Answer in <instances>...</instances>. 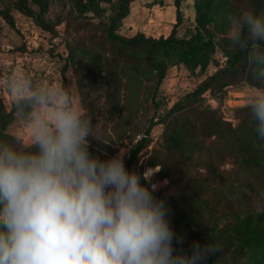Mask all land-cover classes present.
Listing matches in <instances>:
<instances>
[{
    "label": "trees",
    "instance_id": "trees-1",
    "mask_svg": "<svg viewBox=\"0 0 264 264\" xmlns=\"http://www.w3.org/2000/svg\"><path fill=\"white\" fill-rule=\"evenodd\" d=\"M54 1L59 0H0V18L14 28L11 12L16 11L51 38L62 23L72 27L75 36L65 41L61 72L72 66L81 96L103 100L97 115L92 103L86 112L95 134L97 116L108 118L104 110L124 126L122 133H142L128 148L125 166L138 174L158 168L147 183L167 181L154 195L166 201L170 225L181 238L180 243L174 240V250L190 251L193 241L213 243L219 250L205 264H264V140L257 138L246 104L233 108L230 118L221 109L230 89L264 91V78L257 75L248 50L234 46L228 35L231 16L245 10L264 13V0H194L193 23L183 36L177 35L182 17L175 0V23L167 36L159 37L119 33L137 0H64L68 13L52 19L47 14ZM210 65L216 70L207 76ZM178 66L206 76L167 107L157 93L167 70ZM29 90L37 91L32 81ZM205 94L218 104L207 103ZM29 97L8 109L0 95V143L33 147L6 133L15 118L27 122L33 113ZM139 107L151 115L140 131L128 130ZM157 125L164 129L153 142L150 133ZM102 147L89 137L93 155L106 159L115 154Z\"/></svg>",
    "mask_w": 264,
    "mask_h": 264
},
{
    "label": "clouds",
    "instance_id": "clouds-1",
    "mask_svg": "<svg viewBox=\"0 0 264 264\" xmlns=\"http://www.w3.org/2000/svg\"><path fill=\"white\" fill-rule=\"evenodd\" d=\"M228 35L264 78V13L231 16ZM69 97L33 91V147L0 143V264H205L218 246L193 241L190 251L174 250L181 238L157 185L147 183L152 173L126 168L125 148L106 159L90 153L89 137L107 143ZM246 107L264 140V91Z\"/></svg>",
    "mask_w": 264,
    "mask_h": 264
},
{
    "label": "rangeland",
    "instance_id": "rangeland-1",
    "mask_svg": "<svg viewBox=\"0 0 264 264\" xmlns=\"http://www.w3.org/2000/svg\"><path fill=\"white\" fill-rule=\"evenodd\" d=\"M153 2L155 4L150 6ZM193 2L194 0H179L182 24L178 28V36H183L185 30L193 23ZM175 5V0H137L133 2L130 4L129 14L123 20L119 33L125 36H132L136 33L152 37L167 36L175 23L177 13ZM68 10L69 5L64 0L54 1L49 8L47 17L52 19L65 17ZM11 14L14 19V28H11L0 18V95L7 108L9 109L15 100L31 96L29 84L32 81L36 90H64L69 94V99L75 106L83 108L86 116L90 103H92L90 108L93 109L94 115H97V107L104 109L102 99L96 101L92 98L88 99L87 96L84 98L78 92L72 66L65 67L64 74L61 72L64 65L62 57L66 55L65 41L75 36L72 27L62 23L57 27V37L51 38L49 34L36 27L31 19L16 11H12ZM218 56L219 54L216 57L218 58ZM215 70V67L210 65L205 74L208 76ZM206 75H191L183 66L169 68L160 85L157 97L167 107H170L194 90ZM13 84L16 86L15 90L11 87ZM20 88H24L23 94H20ZM254 92L258 91L246 87L230 89L228 98L221 108L226 118L231 117L233 108L245 105L247 97ZM204 96L207 103H211L214 107L218 104L208 94ZM36 111L38 108L35 106L33 113ZM104 115L108 118L97 116V125L95 124L96 134L107 143H103V151L116 153L120 148L128 150L133 139L142 134L133 135L130 133L129 137L128 133H122L124 126L117 125L115 119H109L106 110H104ZM134 115L135 120L127 125V129L140 131L146 125L151 110L147 108L143 111L139 107ZM87 117L89 118V115ZM30 119L31 116L27 122H23L15 118L7 127L6 133L17 137L26 146H30L31 135L28 127ZM163 129L164 125H157L151 130L150 136L153 142L162 134ZM151 147L152 145L148 147V150ZM157 170L158 168L146 170V175L153 174ZM156 185L157 188L164 187L167 185V181L165 183L164 180ZM173 189L171 187L170 191Z\"/></svg>",
    "mask_w": 264,
    "mask_h": 264
},
{
    "label": "built area",
    "instance_id": "built-area-1",
    "mask_svg": "<svg viewBox=\"0 0 264 264\" xmlns=\"http://www.w3.org/2000/svg\"><path fill=\"white\" fill-rule=\"evenodd\" d=\"M141 137H142V136H137L136 141H138L139 139H141ZM128 153H129V152H126V153H125L124 162H126V159H128Z\"/></svg>",
    "mask_w": 264,
    "mask_h": 264
}]
</instances>
